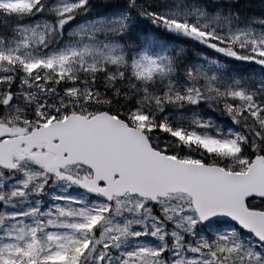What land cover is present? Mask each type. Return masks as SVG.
Wrapping results in <instances>:
<instances>
[{"label":"snow or ice","instance_id":"obj_1","mask_svg":"<svg viewBox=\"0 0 264 264\" xmlns=\"http://www.w3.org/2000/svg\"><path fill=\"white\" fill-rule=\"evenodd\" d=\"M0 264H264V0H0Z\"/></svg>","mask_w":264,"mask_h":264}]
</instances>
